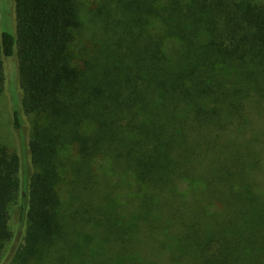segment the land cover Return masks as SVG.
<instances>
[{"label":"trees","instance_id":"16d2710c","mask_svg":"<svg viewBox=\"0 0 264 264\" xmlns=\"http://www.w3.org/2000/svg\"><path fill=\"white\" fill-rule=\"evenodd\" d=\"M10 2L0 264H264V0Z\"/></svg>","mask_w":264,"mask_h":264},{"label":"rangeland","instance_id":"374dc122","mask_svg":"<svg viewBox=\"0 0 264 264\" xmlns=\"http://www.w3.org/2000/svg\"><path fill=\"white\" fill-rule=\"evenodd\" d=\"M2 7V11H1ZM11 2L10 0H0V29L1 33L9 32L14 34L16 32L15 14L14 21L13 15L11 16ZM14 64L8 62V78H7V89L6 91L0 95V143L6 142L9 143L15 150L19 153H22V146L20 141L19 134L14 131L12 124V112H13V102H12V94L14 93L16 80L13 78V74L15 72ZM11 226L12 230L17 234L21 228L19 223V212L17 208H14L12 211L11 218ZM11 253L6 254V260L3 264H8V258ZM165 259V258H164ZM166 260V259H165ZM165 264H170L165 262Z\"/></svg>","mask_w":264,"mask_h":264}]
</instances>
